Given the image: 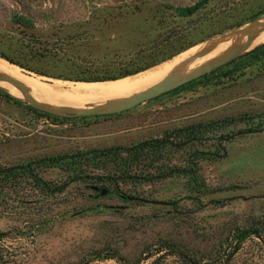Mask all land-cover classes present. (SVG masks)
I'll return each mask as SVG.
<instances>
[{
  "label": "rangeland",
  "instance_id": "374dc122",
  "mask_svg": "<svg viewBox=\"0 0 264 264\" xmlns=\"http://www.w3.org/2000/svg\"><path fill=\"white\" fill-rule=\"evenodd\" d=\"M262 16L264 0H0V52L47 80L117 76ZM8 95L0 168L68 185L22 172L0 189V264H152L163 241L198 264H264V56L112 114L48 116ZM189 127L200 138L179 148L115 150ZM168 253L157 264H186Z\"/></svg>",
  "mask_w": 264,
  "mask_h": 264
},
{
  "label": "bare ground",
  "instance_id": "6f19581e",
  "mask_svg": "<svg viewBox=\"0 0 264 264\" xmlns=\"http://www.w3.org/2000/svg\"><path fill=\"white\" fill-rule=\"evenodd\" d=\"M253 25L254 22L246 25L244 30L250 29ZM245 37L247 38V34ZM238 39L236 37V40ZM263 43L264 29L256 34V38L253 40L249 49ZM219 44L210 48L206 54L188 62H186V58L202 45L186 49L178 55L139 71L136 74L104 81L47 80L41 76L25 73L22 68L14 65L15 63L11 64L3 57H0V72L24 82L32 89L34 94L52 106L83 108L99 104L104 107H109L110 105L108 106V103L119 104L121 101H125L132 96L142 93L150 86L176 71L181 69L192 71L205 63L225 55L231 49L229 48L223 51L225 44ZM7 87L16 96L32 99L21 87L11 84H8Z\"/></svg>",
  "mask_w": 264,
  "mask_h": 264
},
{
  "label": "water",
  "instance_id": "95a60500",
  "mask_svg": "<svg viewBox=\"0 0 264 264\" xmlns=\"http://www.w3.org/2000/svg\"><path fill=\"white\" fill-rule=\"evenodd\" d=\"M254 22V25L246 31L247 38L244 36L239 37L236 40V43L233 47L223 56L218 57L204 65L194 69L192 71L186 70H179L175 73H172L168 77L164 78L163 80L155 83L154 85L150 86L142 93L132 96L125 101H121L119 104L108 103L109 107H104L103 105H92L83 108H69V107H56L48 104L46 101L39 98L36 94L33 93L32 89L25 84L24 82L16 79L10 75L4 74L0 72V90L6 92L7 94L16 97L20 101L24 103H30L35 106V108L41 109L46 111L50 114L58 115V116H65V117H82V116H89V115H101V114H112L117 112H122L128 109H131L147 100L153 99L158 97L162 94H165L171 90H174L194 79H197L203 75H206L219 67L231 62L232 60L238 58L239 56L243 55L246 52L251 51L252 48L249 49L250 45L253 42L256 34H258L261 30L264 29V16L256 18L251 22L240 26L237 29H234L224 35L219 37H215L209 40L202 42V46L196 50L195 52L191 53L187 58L186 62L191 61L195 58H198L208 52V50L219 43H223L228 41L239 34V29L243 26L251 24ZM259 46V45H258ZM1 56V55H0ZM3 57V56H1ZM4 58V57H3ZM6 59V58H5ZM8 60V59H7ZM10 61V60H8ZM11 62V61H10ZM13 63V62H11ZM138 73V72H137ZM136 74V73H135ZM128 76V75H127ZM126 77V76H125ZM103 81V80H102ZM8 84L15 85L18 87L23 88L31 97L32 99H27L23 97L16 96L12 93V91L7 87ZM98 188V187H97ZM102 193H106V190H102ZM158 203H164V201H154Z\"/></svg>",
  "mask_w": 264,
  "mask_h": 264
},
{
  "label": "trees",
  "instance_id": "16d2710c",
  "mask_svg": "<svg viewBox=\"0 0 264 264\" xmlns=\"http://www.w3.org/2000/svg\"><path fill=\"white\" fill-rule=\"evenodd\" d=\"M201 7V3H198L196 4L194 7H192V9H190V11L192 12L193 10H197ZM181 10V9H180ZM188 10V9H187ZM185 9L184 13H182V15H185L187 14L188 12ZM17 22L26 26V27H31L33 23L32 19L29 18V17H26L25 15H22V14H19L17 15ZM184 49L180 50L179 52L173 54L172 56L180 53L181 51H183ZM0 55L3 56L4 58L10 60L11 62L15 63V64H18V65H21L22 64L13 59L11 56L7 55L6 53H3V52H0ZM172 56H169L161 61H164L168 58H171ZM264 56V43L257 46L256 48L252 49L251 51L249 52H246L244 53L243 55L239 56L238 58L232 60L231 62L219 67L218 69L206 74V75H203L197 79H194L174 90H171L167 93H173V92H176L184 87H187V86H190L196 82H199L201 79H205V78H208L210 75H213L217 72H220L221 70H223L224 68L228 67V66H231V65H237V64H240L242 62H252L254 60H258L260 59L261 57ZM161 61H158V62H150L144 66H141V67H137V68H134V69H130V70H126L122 73H120L119 75H110V76H99V77H88V78H80V77H76V80H80V81H104V80H109V79H118V78H121V77H125L127 75H131V74H135L139 71H142V70H145L155 64H158L159 62ZM59 78H63L62 76H58ZM68 79H71V78H68ZM11 99L15 100L17 103H21V104H24L23 101H20L19 99H17L16 97H13V96H10L8 95ZM34 110L38 111V112H41L43 114H46L48 116H52V114L46 112V111H43L41 109H38V108H35V107H32ZM202 126V125H200ZM201 129V127H200ZM200 130L197 129L196 131H193V128L192 127H189L187 129V131H185V129H181V132H182V135L185 136V139H181L179 141L177 140H174V139H167V138H155V139H148V140H143V141H140L138 143H136L135 145H132V146H124V147H117L115 148V150H117L118 154L120 155L121 152H125L127 154H132L133 156H136V157H140L141 155H143L145 152H148L149 150H161L162 148H165V147H169V146H175V147H182L184 144H187V142L191 141V140H196V139H199L200 138V135L198 134ZM240 132H243V131H240ZM116 152V151H115ZM65 157H54L55 160H61V159H64ZM57 162V161H56ZM23 168V169H21ZM27 173V175L31 176L33 175V179L38 183L37 186H39L40 188H43L44 190L50 192V193H56V192H60L62 190H64L66 188V186L68 185V183L62 185L61 187H56V186H53L51 185L48 181H46L44 179V177H42L40 174L38 173H32L34 172L32 169H31V166L30 165H26V166H18V167H11V168H0V189H2L5 184L7 183H10L12 181H14L16 178H19L18 175L20 173ZM31 174V175H30ZM110 180L112 178H109ZM105 190V189H103ZM102 192V191H101ZM103 194V193H102ZM257 233V231H252V229H241L238 233V236L242 239L246 238L247 235H250L251 233ZM237 235V233H236ZM162 247L163 249H160V251H158L157 253H160L162 251H165V250H169L171 252H175V253H178L181 258H182V261H184L186 264H198V262L196 261V259H194L192 257L191 254H188L182 250L179 249V246L177 243L173 242V241H163L162 243ZM169 251H165L164 253L160 254L159 257L157 258V260L152 263V264H157L159 261H161V259L163 257H165L166 255H168ZM101 257L103 258H116L118 259L119 261H124V264H130L128 263V261L126 259H124L122 257V255H120V253L118 251L116 252H111V253H108V254H100ZM146 259L150 258V255H148L147 257H144ZM132 264H140V262H135V263H132Z\"/></svg>",
  "mask_w": 264,
  "mask_h": 264
},
{
  "label": "flooded vegetation",
  "instance_id": "af4514ba",
  "mask_svg": "<svg viewBox=\"0 0 264 264\" xmlns=\"http://www.w3.org/2000/svg\"><path fill=\"white\" fill-rule=\"evenodd\" d=\"M96 189H98V188H96Z\"/></svg>",
  "mask_w": 264,
  "mask_h": 264
}]
</instances>
